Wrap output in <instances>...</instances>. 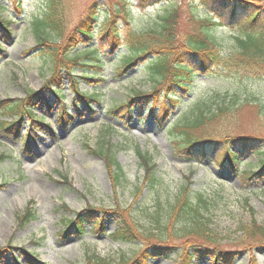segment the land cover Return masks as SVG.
<instances>
[{
	"label": "rangeland",
	"instance_id": "obj_1",
	"mask_svg": "<svg viewBox=\"0 0 264 264\" xmlns=\"http://www.w3.org/2000/svg\"><path fill=\"white\" fill-rule=\"evenodd\" d=\"M58 1L66 34L86 14L90 5L100 3L98 27L89 47L98 50L101 69L76 68L73 73L75 78L85 74L100 80L91 84L76 79L75 87L83 94L98 93L99 99L86 107L74 102L75 106L71 102L74 89L69 88L68 80H65L59 100L52 97L43 87L49 76L50 61L36 48L29 25L43 12V0H20L19 4L13 0H0L7 9L2 11V17L12 22L11 41L0 34V99L8 101L9 105L11 101L23 99L24 91L32 90L39 91L40 97L51 103L49 107L36 103L33 115L42 118L44 125L31 129L32 139L24 148L21 140L14 139L11 132L0 130V155L5 159L0 162V248L8 247L0 254V264H85L91 256L116 264L120 259L134 258L144 244H154L157 235L162 233L165 235L163 246L169 252L150 258L148 264H181L188 250L199 253L205 248L201 238L185 233L192 230V221L173 217L170 219L173 222L167 224L172 212L170 206L184 184L188 185L190 199L200 195L205 201V206L198 207L199 223L215 237L219 253L228 254L231 264H264V247L252 245L239 228L247 227L252 220L264 224V173L248 180L243 175L249 170H257L249 165L255 164L260 156L246 153L239 159L235 171L213 164L212 155L191 161L178 152V135L172 130V126L190 118L184 117L189 104L194 107L195 103L207 101L205 105L208 106L237 95L240 100L246 97L256 105L243 101L236 113L219 119L217 126L223 129L220 132H228L235 124L242 131L264 137V79L197 74L194 92L182 95L183 104L177 107L170 103L165 105L166 122L158 121L163 99L154 104L155 107L147 104L141 111L136 100L131 103L129 117L119 118L126 108L117 113L110 109L125 103L134 91H148L149 85L140 67L122 75L116 73L127 49L120 47L115 54L110 53L106 42L98 36V29L110 9L123 6L129 9L128 24L118 20L123 32L148 29L156 22L159 7L141 10L136 0ZM17 5L21 7L20 12L15 10ZM203 11L201 8L200 12ZM186 19L184 14L180 16L182 31L191 30ZM85 48V44L79 45L71 54L80 55ZM59 101L67 111L64 123L58 121ZM2 119L9 121L8 117ZM23 129L27 127L23 126ZM105 144L123 172L118 186L104 160L86 150L88 146L98 151ZM263 148L264 143L259 146V149ZM137 149L154 165L157 182L152 187L141 185L143 169L136 155ZM27 206L32 209L34 219L21 226L16 218ZM87 206L97 209V213L94 221L85 223L82 235L62 230L60 223L64 219H74ZM113 210L122 212L126 218L130 215L138 228L156 239L147 240L140 233L139 242H114L109 237L116 228V218L109 214ZM104 212L103 230L94 229L93 223ZM155 217H158V223L152 224ZM25 251L32 257L29 258ZM197 255L192 264H222L212 255Z\"/></svg>",
	"mask_w": 264,
	"mask_h": 264
},
{
	"label": "trees",
	"instance_id": "obj_2",
	"mask_svg": "<svg viewBox=\"0 0 264 264\" xmlns=\"http://www.w3.org/2000/svg\"><path fill=\"white\" fill-rule=\"evenodd\" d=\"M13 2L19 4L20 0H13ZM136 2L141 10L152 6L159 7L157 20L152 27L142 31L126 30L123 32L118 20L128 24L129 14V9L123 6L110 9L109 14H106L105 22L98 29L100 32L98 36L106 42L110 53L115 54L120 47L127 49V54L122 58L123 61L116 73L122 75L133 68L140 67L149 85L148 91H134L130 97L126 98L125 103L110 109L112 113H117L121 108H126L120 112L119 118L129 117L132 110L131 103L136 100L139 101L138 107L141 109L146 104L155 107L154 104H158L163 99L158 121L166 122L167 112L163 113L165 105L170 103L173 104L172 107H177L183 104L182 95H192L194 92L197 74L211 76L215 74V77L229 74L230 77L239 76L248 80L264 79V0H136ZM43 4L45 7L43 12L36 15L29 23L36 48L47 55L50 61L49 76L43 82V87L52 97L59 100L65 80H68L69 88L74 89L71 99L73 104L78 102L82 107H86L90 102H98L97 93L87 95L75 89L76 79H82L91 84L101 81H96L85 74L75 78L73 73L76 68L101 69L102 60L98 57V50L95 47H89L98 27L97 17L100 3L95 2L90 5L86 14L67 34L61 23L59 1L43 0ZM20 8L17 5L15 10L20 12ZM201 8L203 12H200ZM4 10L7 9L0 4V34L4 39L11 41L10 25L12 22L2 17L1 13ZM182 14L187 16L186 20L190 23L191 30H181L180 16ZM83 44L86 48L80 55L71 54ZM24 92L23 99L11 101L9 105L8 101L0 99V130L11 132L14 139H20L23 148L27 145V141L32 139L31 129L34 130L44 125L42 118L39 119L33 115L36 103L51 106L50 102L40 97L39 91ZM243 101L256 105L246 97L240 100L237 95L224 98L208 106L205 105L207 101L195 103L194 107L189 104L184 117L190 118L188 120L185 118V123L172 126V130L178 135L179 145L176 147L179 149L178 152L191 161L204 160L212 155L213 164L220 167L227 166L232 171L238 169L237 164L243 155L253 152V155L260 157L255 164L249 167H256L257 170H249L243 175L247 180L262 176L264 148L259 149V146L264 143V137L242 131L235 124L229 127L228 132H220L223 129L217 126L219 119L227 114L236 113L242 107ZM59 102L58 121L64 123L66 121L63 118L67 111L64 110L61 101ZM5 117H8L9 121L2 119ZM23 126L27 129L24 130ZM86 150L104 160L108 172L113 177V182L118 186L123 172L109 152L107 144L98 151L88 146ZM136 155L143 169L142 187L154 186L157 182L153 172L154 165L138 149ZM4 160V155H0V162ZM60 181L65 182V179L60 178ZM190 198L188 185L184 184L179 188L177 198L170 206V212L171 210L172 212L169 214L167 224L171 223L170 219L173 217L192 221L194 224L192 230L189 232L187 230L185 233L195 235L197 239L201 238L205 248H202L203 251L200 250L199 253H192L188 250L187 257L181 264H192L195 254H199L197 256L212 255L217 260L220 259L222 264H227L228 254L219 253L216 241L213 239L215 237L211 235L210 230L200 226L198 207L205 206V201L200 195L194 200ZM95 213L97 209L87 206L81 215L76 214L72 220L64 219L60 226L66 233L82 235L85 223L89 224L94 221ZM104 214L105 212L93 223L94 229L103 230ZM109 214L116 218V228L109 235L114 242L127 244L139 242L141 241L139 240L140 233L147 240L156 239L153 235H146L141 228H138L130 215L126 218L122 212L115 210ZM16 219L17 223L22 226L34 219V213L27 206ZM151 222L157 224L158 217L153 218ZM239 228L252 245L264 247V224H257L252 220L247 227ZM157 236L154 244H144L145 246L143 245L134 258L128 261L123 258L116 264H148L150 258L164 256L169 252V249L163 246L165 235L162 233ZM4 249L8 247L0 248V254ZM25 254L29 258L32 257L26 251ZM85 264H112V261L91 256L86 259Z\"/></svg>",
	"mask_w": 264,
	"mask_h": 264
}]
</instances>
